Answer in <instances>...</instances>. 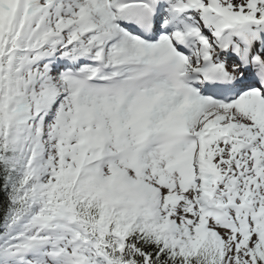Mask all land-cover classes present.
<instances>
[{
	"label": "snow or ice",
	"instance_id": "snow-or-ice-1",
	"mask_svg": "<svg viewBox=\"0 0 264 264\" xmlns=\"http://www.w3.org/2000/svg\"><path fill=\"white\" fill-rule=\"evenodd\" d=\"M0 264H264V0H0Z\"/></svg>",
	"mask_w": 264,
	"mask_h": 264
}]
</instances>
